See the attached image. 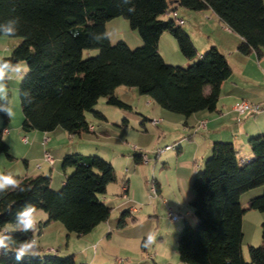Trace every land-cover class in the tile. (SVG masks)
I'll list each match as a JSON object with an SVG mask.
<instances>
[{
    "label": "trees",
    "instance_id": "1",
    "mask_svg": "<svg viewBox=\"0 0 264 264\" xmlns=\"http://www.w3.org/2000/svg\"><path fill=\"white\" fill-rule=\"evenodd\" d=\"M134 14L125 10L122 0H0V22L12 15L21 17L18 42L3 58L25 62L30 71L18 89H30L32 104L19 96L21 129L49 132L56 128L69 135L90 131L85 111L94 110L99 97L118 107H130L118 98L119 86L135 87L168 111L189 116L201 110H217L221 83L231 74L226 56L209 46L199 58L197 49L182 25L170 16L178 6L201 12L211 9L232 32L240 36L237 50L243 55L264 51V0H133ZM13 9L15 11L13 12ZM168 14L167 18H162ZM123 16L137 30L142 44L130 48L123 40L112 44L94 43L90 32L104 31L105 22ZM79 32L74 36L73 33ZM163 32L177 41L181 54L191 61L187 66L167 63L158 51ZM13 37V38H15ZM96 48L95 55L82 56L85 49ZM3 127L9 118L0 113ZM0 127V153L11 159L9 146ZM252 156L238 158L231 141L215 140L209 155L191 182L193 197L189 203L194 225L184 219L176 241L181 262L186 264H264V221L261 244L248 246L249 259L241 252L242 216L248 209L264 211V133L248 138ZM143 153L135 151L140 162ZM65 175L62 187H50L49 175L17 177L31 191L10 193L0 200V231L14 228L15 213L33 203L46 214L39 228L51 221L60 222L69 233L84 235L106 221L111 207L103 200L107 186L116 181L113 164L95 154L65 153L61 159ZM156 192L159 190L154 180ZM256 186L262 192L244 205L241 195ZM127 193V182L123 185ZM132 214L120 211L116 227L127 224ZM135 217L132 216V219ZM41 233V229H40ZM31 233H14L25 239ZM146 239L141 242L145 247ZM25 258L22 264H77L73 254ZM0 264H17L13 253L0 256Z\"/></svg>",
    "mask_w": 264,
    "mask_h": 264
},
{
    "label": "rangeland",
    "instance_id": "2",
    "mask_svg": "<svg viewBox=\"0 0 264 264\" xmlns=\"http://www.w3.org/2000/svg\"><path fill=\"white\" fill-rule=\"evenodd\" d=\"M177 10L179 13L182 10L196 15L200 13L180 6L177 7ZM167 16L168 14H163L162 18H167ZM217 24L218 22L216 25L203 23L200 28L206 31L213 28L215 33L211 34L210 38L224 36V33L220 31L224 26L221 24L222 27L220 25L218 27ZM193 25H195V18L185 16L182 28L187 33L189 32L196 49H200L206 36L195 32ZM105 28L114 33L110 41L112 44L118 40L125 41L130 48L142 44L137 30L132 29L129 20L123 16L109 19L105 22ZM161 36L159 41L161 42L160 49L164 53V56L161 55L163 59L169 64L182 65L178 62V58H181L182 54L176 39L169 32H164ZM97 52L96 48L85 49L82 56L95 55ZM170 53H172L171 56ZM19 82L15 81L9 84L10 99L14 105L15 115L11 120L9 119L7 125L9 127L14 125L16 134L12 136L10 143L7 142L12 158L9 159L0 153V171L16 177L38 175L40 169L38 170L36 166L41 163L44 174L50 175L49 167L44 165L43 158L42 161H39V158L44 154V150L50 152L54 159L60 154L61 158L58 163L56 161L52 166V175L50 176V187L59 190L62 183L58 184L57 182L59 176H64L61 159L65 153L95 154L108 161L112 159L113 155H117L118 158L114 160V164L110 161L116 171V181L108 185L106 193L103 195L105 203L111 207L109 222L111 223L113 217L122 209L129 206L136 208V212L131 213L136 217L135 220L129 217L127 224L122 228H116L115 220L111 229L106 231L110 233L109 238L107 234L100 240L96 233L97 229L80 237H75L77 235L71 233L74 237H69L60 222L52 221L50 225L38 230L37 239L42 249L41 253L48 255L56 252L58 256L73 254L77 264H186L180 261L176 249V241L184 225V218L173 221L168 217L169 210L185 216L188 209V205L185 203L179 207H173L170 202L178 194L175 181L177 173L175 154L179 149L177 146L180 139H189L188 130L183 129L182 124H177L176 118L183 119L185 116L163 109L147 95L139 94L135 87L119 86L116 88V95L130 107L110 105L106 103L104 97H99L93 109L102 112L105 119L99 118L92 111H85V118L93 127L90 131H84L80 135L66 134L68 139L73 138L72 145H81L76 151H68L65 149H69V143L63 144L66 140L54 141L56 132L53 133V141L50 138L42 143L43 134L51 137L52 131L43 133L36 130L24 131L20 127L18 128L23 118L19 95L16 91ZM35 133L38 134V137L33 138L32 134ZM22 135L28 137L27 143L20 140ZM187 143V140H182L183 149L187 148ZM165 146H169V148L165 149ZM158 149L160 151H157ZM135 151H140L145 155L139 163L134 159ZM121 153L124 156H121ZM243 153L244 150L240 148L239 156L244 155ZM25 159L28 161V166L25 164ZM126 179H129V191L125 194L123 190H119V182H125ZM154 180L162 184L160 196L151 195L149 192L150 182H154ZM191 182H189V186H191ZM262 189L263 186H256L245 191L240 197L241 204L244 205L249 198L259 195ZM123 195L125 197H122ZM123 198L125 203L123 207L119 205L120 208L118 204L124 200ZM118 210L120 211L118 212ZM44 215L46 214L41 211L40 219H44ZM188 220L194 225V219L188 218ZM242 221L241 252L243 258L248 260V246L261 244V223L264 221V211L248 209L244 212ZM149 233L155 234V242L142 249L141 242L143 239H147Z\"/></svg>",
    "mask_w": 264,
    "mask_h": 264
},
{
    "label": "crops",
    "instance_id": "3",
    "mask_svg": "<svg viewBox=\"0 0 264 264\" xmlns=\"http://www.w3.org/2000/svg\"><path fill=\"white\" fill-rule=\"evenodd\" d=\"M176 11H177V14L184 19H185V16L190 17V18H195V25H193V28H194L193 30H195V32H199L201 36L203 35L206 36L202 47L200 49H197L196 58H199L209 46L214 45L217 47V49L221 53H223L226 56L228 63L231 67V74L229 75L228 78H226L221 83V86H220V95H219V99L217 102V110L215 111L201 110L189 116H185V118L183 119L178 118V117L176 118L177 124H182L183 129L188 130L189 139H180L179 144L177 146L179 149L177 153L175 154V157H176L175 163H176V172H177L175 174L176 176L175 181L178 187V194H176L175 198H173L172 201L170 202L173 207H176V206L179 207L181 204H184V203L187 204L188 209L185 212V216L182 215L181 218L186 219L188 217L190 219H194L195 221L196 220L195 216L193 215L190 205H189L193 197L192 187L189 186V182L192 181L194 174L202 168L204 164V159L210 153L212 142L215 140L231 141L234 144V146L238 149V152L240 148L244 150V153H243L244 155L239 156L238 154V158H240V160L241 159L246 160L252 156V153L248 145L249 136L257 134V133H264V112H261L256 115H250V114L238 115L232 109V105L240 99H244L250 102H263L264 101V51L260 55H257L254 51H252L251 53L247 55H243L239 53L237 50V44L239 43L241 39L240 36L232 32L231 30H229L226 27V25L218 19L217 15L211 9L203 10L197 15L191 14L190 12L185 11V10H182L181 13H179V10H177V8H176ZM217 22H218L217 24L218 27L219 25L220 27H222L221 24L224 26L223 30H220L222 31V33H224V36L220 35V37L216 36V37L210 38L209 36L215 33V30L212 28L210 31H206L200 28V25L203 23L209 24V25H216ZM162 34H164V32ZM165 37H168V36H165ZM17 42L18 40L13 37L12 38L0 37V57L8 56L12 48ZM160 43L161 42L159 41L158 51L162 56H164V53L160 49L161 48ZM171 55L172 53H170V56ZM180 57L181 58H178V57L177 58L179 59L178 62L182 65L189 64L191 62V60L186 59L183 55H181ZM201 121H204V126H199V122ZM1 123H2V119L0 117V126L3 127V124L1 125ZM12 127H9L8 125H5L3 127V131H2L3 139L8 143H10L12 136L16 134L14 125ZM19 127L21 128V123L18 126V128ZM92 127L93 126L91 125L90 130L92 129ZM57 129L58 128L54 129L51 132L52 133L51 137L43 134L42 143H45L46 141L50 140V138H52V141H53V133L56 132V135H55L56 139H54V141L55 140L56 141L66 140L65 143L63 144H67V142L69 143L68 144L69 149H65V150L76 151L79 149L81 145H78V144L72 145L71 143H73L72 142L73 138L68 139L66 136L67 133L64 130L62 129L57 130ZM32 135H33V138L38 137V134L36 133ZM44 137H46L47 139L46 141H44ZM27 139L28 137L26 135H22L20 140L23 143H27ZM182 140L183 141L187 140L188 142L187 148L185 149H183L181 146ZM73 147L74 149H72ZM121 154H122L121 156H124L123 153ZM42 158H43V155L42 157L39 158V161L40 160L42 161ZM60 158H61L60 154L57 155L55 159L53 158L54 162L52 165H49L47 162L44 161V165L46 164L49 167V170H50L49 176L52 175L51 173L52 166L56 163V161L58 163ZM111 158L112 159H109V160L114 164V160L117 159L118 156L113 155V157ZM125 159L127 160V158ZM25 161H26L25 162L26 166H28V161L26 159ZM36 167L38 170L40 169V173L38 174H44V170L42 169L41 163H39ZM24 176H34V175H24ZM64 178H65V175L61 177L59 176L57 183L58 184L62 183ZM128 180L129 179H126L125 182H127V189L129 191ZM125 182H119L120 191L123 190V185ZM157 186L159 190L157 191L156 196L158 195L160 196L161 191H162L161 182L157 181ZM122 197H125V195H123ZM103 200L105 201V199ZM124 203H125V199L120 201L118 206L120 205L123 207ZM128 209L130 210V213L136 212L135 207L129 206ZM119 211L120 210H118V212ZM118 216H119V213H117V215L113 217V220L111 223L109 222L111 218H108L106 221H102L98 223L90 232H88V234L91 233L92 231H95V229H97L96 233H97V236L99 235L98 236L99 240L103 239L104 238L103 236L107 234L109 238L110 233L106 231L111 229L110 227L114 225L115 220L117 221ZM132 216L133 215L130 216L131 219H132ZM44 217H45L44 219H46V215H44ZM44 219H40V220L42 221ZM135 219L136 217L132 220H135ZM50 223H48L46 226L50 225ZM68 235L69 237H74L72 236L71 233ZM80 236L82 235H77L75 237H80ZM55 254L57 253L55 252Z\"/></svg>",
    "mask_w": 264,
    "mask_h": 264
},
{
    "label": "clouds",
    "instance_id": "4",
    "mask_svg": "<svg viewBox=\"0 0 264 264\" xmlns=\"http://www.w3.org/2000/svg\"><path fill=\"white\" fill-rule=\"evenodd\" d=\"M125 10L129 14L136 12L133 0H122ZM15 9H13V12ZM21 29V17L12 15L0 22V37L12 38L17 36ZM74 36L79 32L73 33ZM114 33L105 29L104 31L90 32L91 40L96 44H102L105 40L111 41ZM30 71L26 63L13 62L10 59L0 57V113H4L10 120L15 115L14 105L10 99L9 84L15 81H22ZM17 94L25 104H32L34 97L30 89H17ZM31 191L30 186H25L23 181L16 176L0 171V200L6 198L10 193H26ZM35 204L28 203L15 213L14 228L12 230L0 231V256H7L13 253L17 264H22L25 258H40V245L37 233L40 224V213ZM31 233L25 239H17L14 233ZM155 234L149 233L145 241V247L155 242Z\"/></svg>",
    "mask_w": 264,
    "mask_h": 264
},
{
    "label": "built area",
    "instance_id": "5",
    "mask_svg": "<svg viewBox=\"0 0 264 264\" xmlns=\"http://www.w3.org/2000/svg\"><path fill=\"white\" fill-rule=\"evenodd\" d=\"M170 16L177 25H183L184 24V19L177 14L176 10H173L170 13ZM232 109L238 115H245V114L256 115V114H259L261 112H264V101L263 102H250V101L241 99V100L236 101L232 105ZM199 126H204V121L199 122ZM46 140L47 139L45 137L44 141H46ZM168 148H169V146H165V149H168ZM157 151H160V149H158ZM143 157H145V155ZM43 158H44V161L47 162L49 165H52L54 162L53 157L51 156V154L48 151H44ZM241 160L243 161V159H241ZM149 192L151 195H156L157 192H156L154 182H150ZM168 217L171 220H177V219L181 218L182 215L180 213L169 210L168 211Z\"/></svg>",
    "mask_w": 264,
    "mask_h": 264
}]
</instances>
